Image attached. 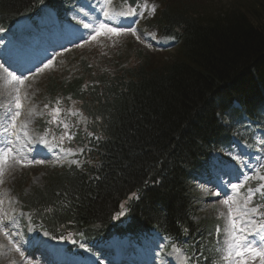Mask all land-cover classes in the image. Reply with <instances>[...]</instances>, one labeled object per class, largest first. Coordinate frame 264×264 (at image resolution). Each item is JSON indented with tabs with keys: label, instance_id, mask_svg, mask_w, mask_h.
Here are the masks:
<instances>
[{
	"label": "trees",
	"instance_id": "trees-1",
	"mask_svg": "<svg viewBox=\"0 0 264 264\" xmlns=\"http://www.w3.org/2000/svg\"><path fill=\"white\" fill-rule=\"evenodd\" d=\"M64 2L0 0V28ZM195 2L202 5L164 0L158 19L143 23L178 42L168 61L157 50L145 55L141 44L122 61L114 59L117 46H91L61 55L46 73L38 128L73 155L41 189L18 200L35 230L73 243L68 252L111 234L156 228L192 257L190 264L216 259L211 229L217 221H208L202 235L201 223L190 220L198 203L192 182L209 172L210 154L230 141L220 118L243 113L254 120L260 111L264 0H235L203 13ZM256 198L264 208V197Z\"/></svg>",
	"mask_w": 264,
	"mask_h": 264
},
{
	"label": "rangeland",
	"instance_id": "rangeland-1",
	"mask_svg": "<svg viewBox=\"0 0 264 264\" xmlns=\"http://www.w3.org/2000/svg\"><path fill=\"white\" fill-rule=\"evenodd\" d=\"M155 1L159 6H162L164 0ZM165 1L168 3V0ZM176 1L181 2L182 5L185 3V0ZM198 1L202 3V5H200L195 2L198 6H201V8L198 9L201 13L206 9L207 12H213L215 9L219 8H223L224 10L229 8V5L232 3V0ZM142 2L144 6L140 8V12H144V7L148 6V0H142ZM85 5L89 7L87 12L83 10L81 4L80 6H75L74 10L71 11L65 21L56 19L54 13H45L43 22V24L46 25L45 44L36 52L19 51L12 62L4 58L5 48L12 47L7 43V35L9 33L1 35L3 32L0 30V148H4V141L5 139L8 140V135L5 134L4 128L10 127V117L18 110L20 112L18 117L21 119L19 127L20 139L15 141V145L12 146V148L22 156L27 149L34 150L37 153L35 160L44 161L42 164L33 163L25 167L22 164H17L13 160L9 165L5 166L6 170L0 175V202H2L0 203V217H3L4 225L3 230L0 231V264H43V258L34 259V256H31V249L42 251L43 257L46 259V264H59L60 261L61 263H65L66 261L65 257L61 254V249L66 246L65 243L60 242L53 247L46 245L44 242L47 239L46 236L32 231L28 226L26 216L23 215L19 209L16 212L17 207L19 208L17 199L18 194L21 192L29 193L35 189H41L46 182V178L52 172L57 170L59 166L67 164L66 160L61 156V153L54 152L56 150L46 138L41 136L36 126L37 120L42 116L44 107L42 94L44 93L43 86L46 80L45 76L46 73L51 70V67L45 69L43 72H39L38 69L42 68L49 60H52L53 63L59 54H62L59 50L65 52L64 50L73 45V43L66 44V42H70L71 39L75 40V46L79 48L78 50L80 53H83L85 48L91 46H117V48H119V53L115 54L114 59L120 58L121 61L134 51L133 46H135V43H140L142 45L145 43L149 45L147 42L149 35H147V32L141 25L142 18L140 17L139 19L137 16H135V19L134 16H117L112 21H108L105 18V23L108 22L112 26L126 24L127 27L130 26L134 28L136 30L135 35L131 32H122L119 35L102 33L97 36L95 40H92L89 31L81 26L83 18L87 17L95 21L98 25L101 23L99 18L101 12L105 11L109 5V12L121 11V7L118 0H87ZM127 11L128 10L125 12ZM122 19L124 20L122 21ZM137 37H139V39H137ZM160 42L162 43L158 46L163 50L160 54L163 55L164 59H170L174 55V50L169 49L170 46L168 43L163 41ZM147 49L151 50L149 48ZM144 54L151 55L152 57L155 56L154 53L144 52ZM156 60H159V58H156ZM14 68H17L20 72L11 71ZM9 72L17 76H26L28 79L25 80L23 86L15 83L10 84L8 83ZM17 87L20 88V109H15L13 104L15 89ZM10 105L13 107L11 113L8 112ZM6 115L9 119L5 118ZM24 124H27L26 131L28 132V137L23 135ZM41 137L47 140L48 146L39 143ZM253 137L256 145L261 147L260 153L253 155L248 148L239 145L237 142H233L235 148L229 153V158H227V155L226 158L224 156L223 159L220 158L219 154L214 155L213 162L221 160V163H219L221 170L218 169L213 172L211 175L213 178H211L210 183H206L202 180L194 187L196 195L201 196L200 201L197 203L194 221L196 223H202L203 228L206 227L208 221L216 220L220 222L215 229V235L220 237L219 242L222 252L220 257L221 264H229L228 261L222 259L224 255V242L227 239V229L230 227L231 223L229 210H235L238 207L244 206L246 199L245 195L248 194V188L250 187V183H247L248 179L246 180V178H251L249 175L257 170L261 157L264 155V137L261 136L260 133L253 135ZM29 138L31 141L30 143ZM48 155L53 156L54 159H46ZM26 162L27 159L25 160V163ZM232 163H234V165ZM227 164H232L228 167L230 170L246 166L248 172L242 170L240 173V177L242 178H238L236 181L229 180L228 177L223 178L222 173L226 169ZM208 177L210 176L205 178ZM254 180L251 181V184ZM232 184H240L242 186L236 191L231 187ZM225 200H228L229 204H224L223 201ZM250 204L251 203L247 205L248 208H250ZM5 213L7 214L6 216L4 215ZM9 217H11V219H9ZM10 227L12 228V232L8 231L10 236L5 237L4 232H7V228ZM13 245L19 247L20 252L15 251ZM99 247L100 245L96 248H94L93 245H87L78 249L81 256H79L75 262L78 264H87L89 260L99 259V257L103 256L99 251ZM61 257L62 260L59 261ZM161 260L159 264H182V260H173L171 253H162ZM175 260L176 263L174 262ZM252 264H259V260L257 259L252 262Z\"/></svg>",
	"mask_w": 264,
	"mask_h": 264
},
{
	"label": "snow or ice",
	"instance_id": "snow-or-ice-1",
	"mask_svg": "<svg viewBox=\"0 0 264 264\" xmlns=\"http://www.w3.org/2000/svg\"><path fill=\"white\" fill-rule=\"evenodd\" d=\"M151 11H155V5L151 7ZM104 15L108 21L114 20L117 16H136L140 15L143 16V12H138L135 7H129L127 12L121 11V12H108L105 11ZM81 26L89 31L90 38L92 40H95L97 36H99L102 33H109L113 35H119L122 32H131L133 35L136 34V30L132 27H123L121 25L112 26L109 23L101 22L98 25L95 23V21L84 17L81 21ZM139 39V37H137ZM52 66V60H49L48 63H45L42 68H39V72H43L45 69L50 68ZM8 83H15L17 85L23 86L25 83V80L28 79L26 76H17L14 73L9 72L8 73ZM20 88L17 87L15 89V96H14V107L15 109L21 108V97H20ZM59 104V100L56 102ZM48 105H45V108H47ZM13 111L12 105L9 106L8 112L11 113ZM52 112L55 114H59L60 109L58 107L52 109ZM20 115V112L17 110L14 112V115H11L10 117V128L15 129L16 128V117ZM6 119H9V117L6 115ZM55 119V116L53 117ZM9 127L4 128V132L7 135L15 136L17 140L20 139V136L15 131H10ZM64 128L67 129L68 125L64 124ZM23 135L25 137H28L27 124L23 125ZM47 133H45L46 135ZM67 135V133H65ZM71 137L69 136V139ZM61 142H63L64 137L61 136ZM29 138V143H30ZM40 144H43L45 146H48V142L43 137L39 140ZM5 147L0 148V175L4 173L6 170L5 166L9 165L11 161H15L17 164H22L23 166L27 167L33 163L35 164H42L43 160H35L30 159L27 160L25 163L26 157L19 154V152H16L12 147H10V141L5 139L4 141ZM67 151L69 155H73L71 149L64 150ZM72 164H76L79 166V162L76 160L71 161ZM248 178H246L247 180ZM259 180L264 181V175L259 176ZM242 185L240 184H232L231 187L238 191L239 188ZM260 193L262 197H264V184H260L255 189H248V195L245 199V204L243 207H238L237 209L229 210V216L231 218L230 227L227 229V239L224 242V255L222 256V259L224 261H228L229 264H252V262L259 260V264H264V219L261 221H257L253 217L259 215L261 217H264V212H261L260 205H256L254 207L248 208L247 205L251 203L253 195L255 193ZM2 203V202H0ZM224 204H229L228 200L223 201ZM122 214V213H121ZM7 215L6 213L4 214ZM11 219V217H9ZM14 222V221H13ZM3 217H0V231L3 230ZM47 234V233H46ZM5 237H9L10 233L4 232ZM259 236V241L254 245L253 240ZM251 237V239H249ZM15 251L20 252L19 247H15ZM177 253H180L182 250L177 248L175 250ZM192 257L184 255L181 257L182 264H189Z\"/></svg>",
	"mask_w": 264,
	"mask_h": 264
},
{
	"label": "water",
	"instance_id": "water-1",
	"mask_svg": "<svg viewBox=\"0 0 264 264\" xmlns=\"http://www.w3.org/2000/svg\"><path fill=\"white\" fill-rule=\"evenodd\" d=\"M135 3H136V0H128L127 1V4L129 7H133L135 5Z\"/></svg>",
	"mask_w": 264,
	"mask_h": 264
},
{
	"label": "bare ground",
	"instance_id": "bare-ground-1",
	"mask_svg": "<svg viewBox=\"0 0 264 264\" xmlns=\"http://www.w3.org/2000/svg\"><path fill=\"white\" fill-rule=\"evenodd\" d=\"M17 140V139H16ZM61 264H66V263H61Z\"/></svg>",
	"mask_w": 264,
	"mask_h": 264
}]
</instances>
